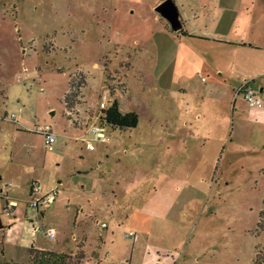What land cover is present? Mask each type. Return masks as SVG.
Returning <instances> with one entry per match:
<instances>
[{"label":"rangeland","instance_id":"1","mask_svg":"<svg viewBox=\"0 0 264 264\" xmlns=\"http://www.w3.org/2000/svg\"><path fill=\"white\" fill-rule=\"evenodd\" d=\"M117 2L113 19L98 0H0V264H29L30 249L76 255L84 238L85 264H264V119L239 123L237 112L250 108L234 98L219 109L213 139L199 130L189 146L181 128L180 143L164 147L158 135L172 136L179 120L159 110L153 88L171 79L174 51L141 52L136 41L151 30L125 11L132 0ZM260 5L246 11L255 22ZM239 52L223 58L228 73L264 84L255 76L264 50ZM128 60L129 70L120 66ZM72 79L80 88L68 108ZM102 99L135 110L137 128H106L105 142L94 141L87 130ZM45 126L52 151L37 133ZM33 184L55 195L37 212L27 206ZM6 194L17 203L10 214Z\"/></svg>","mask_w":264,"mask_h":264},{"label":"crops","instance_id":"2","mask_svg":"<svg viewBox=\"0 0 264 264\" xmlns=\"http://www.w3.org/2000/svg\"><path fill=\"white\" fill-rule=\"evenodd\" d=\"M163 1L165 0H132L130 5H126L125 11H131L129 14L132 15L139 14L142 24L151 30L150 37L136 41V46L140 47L141 52L153 51L157 55L171 48L174 51L171 79L168 83L160 81L153 90L163 105L161 106L163 108L159 110L163 112L174 110L179 123L169 125L168 131H173L172 136L165 135V132L162 136L159 134V142L164 143L165 147L173 141L176 147L182 139L181 128H185V140L189 146H192L198 140L196 133L199 130L201 140L213 139L210 127L214 128L216 123L219 125L216 120H219V115H222L224 111L219 109L224 104L230 105L234 98L240 97L236 96V92L246 81L238 80L234 71L229 74L225 63L222 62L223 58H227L230 52L241 51L238 53L241 55L246 50H264V17H260L259 21L255 22L252 15L248 14L247 17L246 14L247 10L249 12L254 9L259 2L262 3L260 7L264 9V0H173L181 22V29L177 33L172 32L168 23L154 12ZM98 2L103 4L102 9H112L113 19L121 8L117 0H98ZM108 29L111 30L110 35H112L113 25H110ZM114 46L125 47L119 43H115ZM214 53L217 55L213 56ZM120 66L122 68L125 66L129 70L134 67V64L128 60ZM120 73L123 83L120 92L126 95L128 91L126 75H122V71ZM255 76L258 79H264V71L260 70ZM203 78L205 80L202 81ZM199 79H201L200 84L197 85ZM254 82L253 87L258 93H264V84L258 87L254 85ZM144 89L141 87L140 91ZM117 102L120 110V103ZM228 112L229 110L226 113ZM132 113L137 114L135 110ZM194 117L202 122L200 126L192 123ZM138 118L140 121L139 115ZM236 118L239 123L250 126L258 119H264V110L238 111ZM164 122L166 127L165 119ZM226 131L220 138L222 141ZM6 195L10 202L16 203L12 197ZM16 208L17 206L14 210ZM41 216L43 217L42 214ZM83 241L80 244L79 253L84 258L85 255L81 249ZM83 264H85L84 260Z\"/></svg>","mask_w":264,"mask_h":264},{"label":"built area","instance_id":"3","mask_svg":"<svg viewBox=\"0 0 264 264\" xmlns=\"http://www.w3.org/2000/svg\"><path fill=\"white\" fill-rule=\"evenodd\" d=\"M253 80H247L244 81L241 86L238 88L236 92V96L242 97L243 101L246 103L248 108L250 109H264V102L261 101L259 98L258 91L253 87ZM109 107V103L105 101V99H102V101L98 105V111L95 113L94 121L91 124V126L88 128L87 132L90 134L94 141L98 143H104L106 140V127L103 125V112ZM37 133L42 135L44 137V146L45 149L48 151H52V146L55 141V136L51 131L50 126H45L42 128L37 129ZM85 142L84 139H82V143ZM86 149L88 151H93L94 147L92 144L88 143L85 145ZM41 187L37 184H33L29 188V194H28V201L27 206L31 210H35L37 212L38 207L42 204H49L53 203L55 201V195L54 194H48V195H40ZM17 206V203L9 202L6 205V208L4 211L7 214H10V212L14 211V208ZM96 226L105 229L106 225L104 223H98L96 222ZM29 231L31 233H35V228H29ZM45 236L48 240L52 241L55 239V232L53 230H46L44 232ZM126 238L135 241L136 234L134 232H129L125 235Z\"/></svg>","mask_w":264,"mask_h":264},{"label":"trees","instance_id":"4","mask_svg":"<svg viewBox=\"0 0 264 264\" xmlns=\"http://www.w3.org/2000/svg\"><path fill=\"white\" fill-rule=\"evenodd\" d=\"M70 87V93L65 98L68 108H70L69 105L77 97L75 89L80 88L78 84L73 83V79L70 82ZM103 115V125L112 131L118 130L120 132H126L134 130L137 128L139 123L137 114L132 112H120L117 100L111 101L109 107L103 112ZM29 252V264H83L84 260L80 253L71 255L67 253H53L39 249H30Z\"/></svg>","mask_w":264,"mask_h":264},{"label":"water","instance_id":"5","mask_svg":"<svg viewBox=\"0 0 264 264\" xmlns=\"http://www.w3.org/2000/svg\"><path fill=\"white\" fill-rule=\"evenodd\" d=\"M154 12L168 23L172 32L177 33L181 29L179 12L173 0L163 1Z\"/></svg>","mask_w":264,"mask_h":264}]
</instances>
